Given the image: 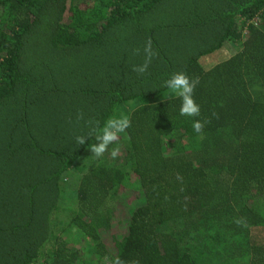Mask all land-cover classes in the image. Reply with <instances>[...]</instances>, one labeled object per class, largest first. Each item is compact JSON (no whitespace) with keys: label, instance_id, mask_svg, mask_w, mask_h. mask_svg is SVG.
<instances>
[{"label":"trees","instance_id":"trees-1","mask_svg":"<svg viewBox=\"0 0 264 264\" xmlns=\"http://www.w3.org/2000/svg\"><path fill=\"white\" fill-rule=\"evenodd\" d=\"M117 261L264 264V0H0V264Z\"/></svg>","mask_w":264,"mask_h":264},{"label":"clouds","instance_id":"clouds-1","mask_svg":"<svg viewBox=\"0 0 264 264\" xmlns=\"http://www.w3.org/2000/svg\"><path fill=\"white\" fill-rule=\"evenodd\" d=\"M147 65L137 69L140 72H144ZM197 80H191L189 76L183 72H177L170 76L169 79L164 81V86L170 93L176 94L181 99V105L179 109L180 116L197 117L200 114V105L194 99V89L197 85ZM128 126V120L126 118L110 119L101 129H94L88 136H77L76 142L80 145L86 143L87 139L92 135H95L97 143L91 148L92 153L96 157H101L111 145L118 138V133L124 131ZM193 130L196 133H201L204 127V123L200 120H193ZM98 132V134H96ZM119 153V148H113L111 150V157L115 159ZM116 264H120L119 261Z\"/></svg>","mask_w":264,"mask_h":264},{"label":"rangeland","instance_id":"rangeland-1","mask_svg":"<svg viewBox=\"0 0 264 264\" xmlns=\"http://www.w3.org/2000/svg\"><path fill=\"white\" fill-rule=\"evenodd\" d=\"M81 244L84 245L83 242H81ZM81 244L78 243V242L75 243V241H73V240L71 241V245H74V246H77V247H78V246H82ZM79 248H80V247H79Z\"/></svg>","mask_w":264,"mask_h":264}]
</instances>
